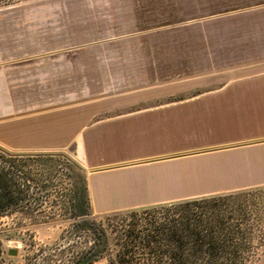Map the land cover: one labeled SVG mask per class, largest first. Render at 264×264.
<instances>
[{
  "label": "crops",
  "instance_id": "crops-1",
  "mask_svg": "<svg viewBox=\"0 0 264 264\" xmlns=\"http://www.w3.org/2000/svg\"><path fill=\"white\" fill-rule=\"evenodd\" d=\"M206 24L112 38L129 52L108 65L87 42L0 20V148H71L96 214L264 184V58L238 60Z\"/></svg>",
  "mask_w": 264,
  "mask_h": 264
},
{
  "label": "rangeland",
  "instance_id": "rangeland-1",
  "mask_svg": "<svg viewBox=\"0 0 264 264\" xmlns=\"http://www.w3.org/2000/svg\"><path fill=\"white\" fill-rule=\"evenodd\" d=\"M2 19L21 22L26 38L87 42L84 47L88 52L105 55L108 65L116 53L129 52L128 44H114L112 38L141 37L160 26L176 27L196 20L207 23L204 30L211 37H233L237 44L232 46V55L238 60L264 58V0H13L0 5ZM128 79L106 77V87L115 83L122 89ZM131 80L140 86L145 78ZM49 154L13 163L25 166L24 170L45 188L39 209L0 214V264H60L55 250L71 245L79 249L87 244L86 233L75 226L79 219L73 218L69 209L73 174L80 168L86 177V169L71 148ZM227 192L245 193L241 198L256 207L260 233H264V184L212 194ZM129 209L96 214L89 208L87 218L110 226L115 214ZM258 248L260 257L255 264H264V242ZM9 250H16V254H9ZM93 264H106V260Z\"/></svg>",
  "mask_w": 264,
  "mask_h": 264
},
{
  "label": "trees",
  "instance_id": "trees-1",
  "mask_svg": "<svg viewBox=\"0 0 264 264\" xmlns=\"http://www.w3.org/2000/svg\"><path fill=\"white\" fill-rule=\"evenodd\" d=\"M12 1L0 0V5ZM45 155L0 148V214L39 209L45 185L36 182L25 166L13 163ZM73 177L69 209L79 219L75 226L86 233L87 244L55 250L60 264H93L101 258L106 264H255L260 257L264 233L256 207L241 198L244 192L131 208L115 214L107 226L87 218L90 201L84 171L78 168Z\"/></svg>",
  "mask_w": 264,
  "mask_h": 264
},
{
  "label": "water",
  "instance_id": "water-1",
  "mask_svg": "<svg viewBox=\"0 0 264 264\" xmlns=\"http://www.w3.org/2000/svg\"><path fill=\"white\" fill-rule=\"evenodd\" d=\"M8 253L11 254V255H15L16 254V250H9Z\"/></svg>",
  "mask_w": 264,
  "mask_h": 264
}]
</instances>
